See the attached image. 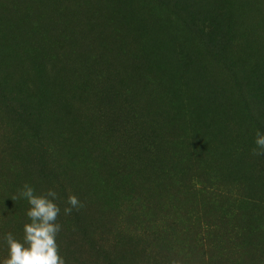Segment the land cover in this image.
<instances>
[{
    "label": "rangeland",
    "instance_id": "374dc122",
    "mask_svg": "<svg viewBox=\"0 0 264 264\" xmlns=\"http://www.w3.org/2000/svg\"><path fill=\"white\" fill-rule=\"evenodd\" d=\"M257 131L264 0H0V264L24 184L65 264H264Z\"/></svg>",
    "mask_w": 264,
    "mask_h": 264
},
{
    "label": "clouds",
    "instance_id": "9594fccd",
    "mask_svg": "<svg viewBox=\"0 0 264 264\" xmlns=\"http://www.w3.org/2000/svg\"><path fill=\"white\" fill-rule=\"evenodd\" d=\"M256 148L253 155L264 154V134L259 131L255 138ZM26 199L31 206L26 211V216L31 221L24 224L23 243L17 241L12 233H6L4 239L8 245L9 256L3 264H65L64 258L59 254V246L56 237L62 229L57 223L61 209L54 202L58 194L49 189L44 195H36L35 190L29 184H24L17 196L11 197ZM63 212L70 215L73 209L79 210L83 205L75 195H69ZM27 245V246H25Z\"/></svg>",
    "mask_w": 264,
    "mask_h": 264
}]
</instances>
